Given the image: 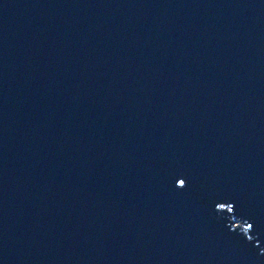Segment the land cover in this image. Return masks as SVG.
I'll use <instances>...</instances> for the list:
<instances>
[{"label": "water", "instance_id": "obj_1", "mask_svg": "<svg viewBox=\"0 0 264 264\" xmlns=\"http://www.w3.org/2000/svg\"><path fill=\"white\" fill-rule=\"evenodd\" d=\"M0 264H264V0H0Z\"/></svg>", "mask_w": 264, "mask_h": 264}]
</instances>
